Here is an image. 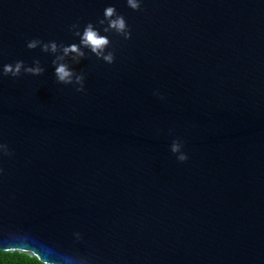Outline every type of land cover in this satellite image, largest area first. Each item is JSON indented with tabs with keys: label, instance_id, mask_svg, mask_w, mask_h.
<instances>
[{
	"label": "water",
	"instance_id": "obj_1",
	"mask_svg": "<svg viewBox=\"0 0 264 264\" xmlns=\"http://www.w3.org/2000/svg\"><path fill=\"white\" fill-rule=\"evenodd\" d=\"M137 3L0 0V240L52 264H264V0Z\"/></svg>",
	"mask_w": 264,
	"mask_h": 264
},
{
	"label": "clouds",
	"instance_id": "obj_2",
	"mask_svg": "<svg viewBox=\"0 0 264 264\" xmlns=\"http://www.w3.org/2000/svg\"><path fill=\"white\" fill-rule=\"evenodd\" d=\"M128 4L132 8H136L138 6L137 0H128ZM114 13V9L112 7H108L106 9V16H110ZM109 26L115 28L117 31H124L126 25L122 18L117 17L114 20L109 21ZM35 41L31 42L28 46L33 47L35 45ZM108 43L106 37L99 35V33L93 29L91 24L87 25L81 34V44L88 47L90 51L95 53L97 56H101L103 53V49L105 45ZM53 51H55L56 45L51 44L49 46ZM76 52L77 55H83L80 52L76 45H72L71 48H65L64 52L67 54L69 51ZM106 61H112V55L109 53L103 57ZM21 64L17 62L14 68H10L8 65L4 66V72L7 73L12 71L15 74L20 70ZM25 71L31 72L34 74H38L41 69L39 67L35 68H26ZM55 76L58 81L68 83L72 79V71L65 64H59L54 69ZM80 78L77 77V80ZM3 146H0L2 148ZM178 145L175 143L172 145V150L175 152L177 150ZM185 157L181 156L180 159H184ZM4 254H9L16 259L12 261H6L2 257ZM47 253L39 248H35L31 245L25 243L22 239L11 236L9 238L0 240V264H52L47 258Z\"/></svg>",
	"mask_w": 264,
	"mask_h": 264
},
{
	"label": "trees",
	"instance_id": "obj_3",
	"mask_svg": "<svg viewBox=\"0 0 264 264\" xmlns=\"http://www.w3.org/2000/svg\"><path fill=\"white\" fill-rule=\"evenodd\" d=\"M2 258L6 261H12V260L16 259V257L9 255V254H4Z\"/></svg>",
	"mask_w": 264,
	"mask_h": 264
}]
</instances>
